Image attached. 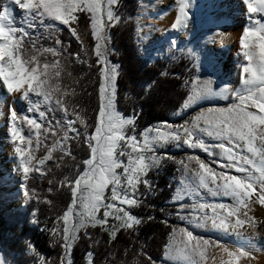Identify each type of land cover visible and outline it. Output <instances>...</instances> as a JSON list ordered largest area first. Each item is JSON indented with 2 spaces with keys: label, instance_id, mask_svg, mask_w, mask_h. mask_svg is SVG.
<instances>
[{
  "label": "snow or ice",
  "instance_id": "1",
  "mask_svg": "<svg viewBox=\"0 0 264 264\" xmlns=\"http://www.w3.org/2000/svg\"><path fill=\"white\" fill-rule=\"evenodd\" d=\"M244 3L247 6L250 22L256 24L257 27L245 28L239 39L240 54L244 60L248 61L243 69L247 74L242 78L243 88L234 94V102L228 107L208 109L206 113L197 116L191 122L190 127L187 125L175 126L177 129L182 128L187 135L184 143L188 147H199L209 157L216 156L217 153L213 149L219 148L222 160L228 161V163L217 160L211 162L215 163L218 168L226 170L220 172L195 155L190 156L189 160L195 161L199 166L198 170H190L189 165L183 161L177 162L183 166L185 173L192 172V179L198 180L200 188H208L216 195L232 198L231 205L200 203V210L211 208L213 215L209 217L205 212L202 218L192 221L197 227H205V222L210 219L211 227L225 236L230 235V229L244 228L245 225L255 221V217L249 216L253 203L264 206V21H261L259 17L254 19L252 15L264 14V0H244ZM117 4L118 0H8V3L3 6V10L0 11V88H3L9 95L20 94V100L27 101L29 104L28 110L38 113L41 122H37L35 117L25 118L29 125L38 130V136L39 130L44 127V122H47L48 125L44 131H50L53 136L57 135L56 128L67 127L63 140H56V145L66 144L71 139L81 136V132L74 127L77 121L84 125L85 129L87 125L78 112H75L74 109L72 112L69 111L62 97L55 100L56 106L53 107L52 94L61 92V85L54 77L61 76L63 65L59 60L49 63L47 60L41 62L39 59V56L49 53L52 57L65 55L66 49L63 47V41L57 38L54 46L37 47L36 40L32 38L33 33L28 29L38 30L39 27H43L47 30L59 31L57 25H63L73 37L77 38L83 50V41L72 25L79 19L76 13L91 14L89 17L91 34L93 40L96 41L93 52L96 56L100 77L99 110L94 132L88 134L85 130L83 133L85 143L90 149L89 157L82 161L85 166L84 170L78 173L74 180H68L65 177L62 182L63 186L70 189L72 196L71 204L61 217L64 222V244L62 246L66 253L70 248L69 242L76 238V225L69 227V221L70 218L74 219L78 214L81 216L86 214L88 217V220L80 221L81 225L91 222L93 226H107L109 217L121 221L107 229L113 239L119 228L130 229L134 224L140 223V220L131 215L122 205L133 206L139 203L135 195L138 183L143 182L150 188L146 179L141 181V176L146 175L151 167L158 166L160 161L154 155L146 153H152L158 142L166 143L169 140L181 139L179 131L158 132L157 135L151 137L141 134V143V140H138L135 135V117L124 118L116 111V80L119 75V66L111 64L107 58L108 38L105 35V30L113 23L120 21V17L113 11ZM16 7L24 10L22 23L26 27L15 24L14 11ZM187 7V0H181L180 15L172 25L174 30L186 27ZM37 18H39L38 23ZM45 19L56 21L57 25L45 23ZM218 35L224 38L227 33ZM27 44H31V52L26 50ZM170 46L177 47V41H170ZM76 56L79 60V53ZM89 67L92 65L89 64ZM52 70H54V77L51 74ZM63 95H68V92L64 91ZM201 95V91L198 88L195 89L194 96L199 98ZM33 96L37 99H33ZM192 98L190 97V99ZM42 106L44 110H42ZM250 108H254L256 111H250ZM55 111H61L64 115L62 120H57L56 124L52 125L47 113ZM70 115H75L76 119H69ZM17 119V113L12 109L9 134L14 152L19 158V168L27 180L30 172L40 171V169L35 165L30 167L34 159L32 155H29L31 149L20 146V143L31 145L32 141L30 137L26 140L21 134L16 125ZM200 121H203L205 127L199 128V132L206 133L207 136L220 141V143L208 145L193 131L199 127ZM129 125L132 126V135H128L126 132V127ZM166 127L172 129L174 126L166 124ZM146 131L150 132L151 130ZM70 132L75 135L69 136ZM237 142H242L243 149L251 155H244L242 151H238L241 145ZM37 143H39V139ZM127 148H131L132 153H137V155L133 156L132 153L126 152ZM59 150L65 156L71 155L70 150L63 146ZM125 155L128 156L127 164L118 158ZM26 156L27 159H25ZM48 159H51V150L49 155L39 160V165H43ZM120 168H123L122 173L117 172V169ZM228 169H233L236 173L243 175L230 174ZM209 184L213 187L209 188ZM109 186H111V201H118V203H105L107 198L104 194ZM23 194L27 202L30 195L26 186ZM254 196L257 197L256 200H253ZM77 206L82 207L84 212L76 213L74 209ZM101 207L105 209L103 219H97L96 213ZM183 207V204L179 205V208ZM217 209L223 210L224 214L220 215ZM241 209H245V211L241 212ZM179 232L182 233L183 239L174 241L175 247H170L165 259L180 260L183 264H202L206 259L205 253L209 247L224 245L223 239L210 240L197 237L187 228H180ZM175 234L174 229L173 236ZM235 248L240 257L249 255L243 245L236 244ZM223 250L230 258L228 264H238L236 253L227 247H223ZM0 264H3L2 260H0ZM89 264H93V262L89 261Z\"/></svg>",
  "mask_w": 264,
  "mask_h": 264
},
{
  "label": "trees",
  "instance_id": "2",
  "mask_svg": "<svg viewBox=\"0 0 264 264\" xmlns=\"http://www.w3.org/2000/svg\"><path fill=\"white\" fill-rule=\"evenodd\" d=\"M118 5L119 8L127 7L130 16L135 13V0H119ZM76 15L79 19L72 27L76 28L83 41V50L77 38L67 30L37 33L32 38L36 40L37 47L54 46L57 38L63 41L65 55L52 57L49 53L39 56V59L41 62L59 60L62 63L63 71L59 78L54 77V70L51 73L61 85V92L52 94L53 107L56 106L55 100L62 97L70 112L74 109L84 118L87 128L79 121L75 123L74 127L81 136L66 143L71 155L65 156L55 142L63 137L66 126L56 128L57 135L53 136L50 131H44L48 127L44 122L38 136V130L25 119L30 117H23L33 131L29 155L34 159L30 167L35 165L40 171L30 172L25 180L23 190L25 186L28 188L30 199L27 202L25 199L21 208L11 207L17 196L7 194L6 179L0 178V248L9 264H62V260L63 264H89V254L93 264H153V261L160 264L173 230L179 228L176 211L167 204L172 194L168 178L176 181L182 176L181 168L172 164L164 166L162 173L152 176L154 193H141L139 203L132 208L131 214L140 218L139 224L130 229L119 228L113 239L107 229L121 221L109 218L107 226H93L91 222L81 225L80 221L88 220V217L78 214L69 221V227L76 225V238L69 242L67 253L62 246L64 222L61 217L72 201L70 189L62 182L65 177L74 180L84 170L82 161L89 157L90 149L83 133L85 130L88 134L94 132L99 110L100 77L93 52L96 41L91 34V20L86 12ZM107 34L109 58L119 66L116 110L124 116H135L136 135L149 125L168 122L188 99V85L193 79L192 63L183 56L173 61H144L138 54L132 20L122 18L118 24L107 28ZM31 49V44H27L26 50L31 52ZM64 91L68 95H63ZM63 115L61 111L47 113L52 125L62 120ZM69 119L75 120L76 117L70 115ZM37 122H41L39 118ZM131 129L128 132H132ZM50 150L51 159L39 165V160L49 155ZM74 211L83 213L84 209L77 206ZM96 217L103 219L101 210ZM39 227L43 228L40 230Z\"/></svg>",
  "mask_w": 264,
  "mask_h": 264
},
{
  "label": "rangeland",
  "instance_id": "3",
  "mask_svg": "<svg viewBox=\"0 0 264 264\" xmlns=\"http://www.w3.org/2000/svg\"><path fill=\"white\" fill-rule=\"evenodd\" d=\"M220 1H222V3L228 2V6L230 7L237 6V8L243 9V11H241L242 16L237 18L238 22H242L243 26H245L243 27L244 29L257 27L256 24L250 22L249 20L247 7L244 8L243 6L244 0ZM135 3L136 10L132 16H130L127 7L119 8L118 4L114 6L113 11L115 15L120 17V21L122 18H126L127 20H132L134 22V38L135 43L137 44L138 54L141 56V58L144 61L151 63L157 59L173 61V59L183 56L192 63L193 67V79L188 85L189 96L187 101L170 118L168 122L149 125L143 129L140 134H135L137 139L141 140L142 143L141 134L151 137L157 135L158 132H180V140H169V142L166 143L158 142L155 145L152 153H146L147 155H154L155 158L160 161V163L158 166L151 167L147 171L146 175L141 176V181L146 179L149 182L150 188L143 182H140L136 185L135 195L136 198L139 199L141 193L153 194L154 181L152 176L162 173V168L164 166L172 164L181 168L182 176L179 180L174 181L172 178H168L169 182L172 184V194L169 201L167 202V204L176 211L175 219L176 224L179 225V228L175 231V236L172 234L171 239L166 245L163 256L160 259V264H183V262L180 260L165 259L166 253L169 252L170 247H175L174 241H181L183 239V235L179 232V229L187 228L188 230L192 231L194 236L208 238L210 240L223 239L222 235L224 234L217 232L211 227L210 219L205 222V227H197L194 223H192V221L197 218H202L205 212H207L209 217L213 215L211 208L200 210V203H206L209 205L214 203H225L229 205L231 197L216 195L208 188H200L198 186V180L192 179V172L188 171L185 173L183 166L177 163L178 161H183L189 165L190 170H198L199 166L195 163V161L189 160L190 156L195 155L204 162L209 163L210 167H212L214 170L220 172L226 170L218 168L215 163L211 162L213 160H217L221 161L222 163H228V161L222 160L220 156L221 150L219 148L213 149V151L217 153L216 156L209 157L207 153L201 150L199 147H188V145L184 143V140L187 139V135L183 132L182 128L177 129L175 126L187 125L190 127L191 122L197 116L201 115L202 113H206L208 109L226 108L231 105L234 102V94L243 88L242 78L247 76L243 69L244 66L248 64V61L244 60L243 56L240 54L241 50L239 47V39L241 35L235 36L231 43H223L222 46L220 39L221 36L218 34L222 33L226 28L222 26H215L211 19H209L217 12L211 9L213 7V3H211V6L209 7L205 5L206 3L204 0H187L188 7L186 8V12L188 17L186 21V27L180 28L178 30H174L172 25L177 20L181 0H135ZM87 14L90 17L91 14ZM252 15L254 19L259 17L261 21H264V14L257 13ZM23 16L24 10L21 11L16 9L14 11V20L17 26L26 27V25L22 23ZM38 19L39 18H37V23ZM45 23L57 25L56 21H48L47 19H45ZM118 23H113L112 26ZM57 27L60 29L59 31L47 30L43 27H39L38 30H33L31 28L28 30L33 34L47 32L59 33L63 30L68 31V29L63 25H57ZM107 28L105 30V35L108 38ZM172 40L177 41V47L170 46V41ZM219 42H221V44ZM108 43L107 58L111 64H114L109 58ZM197 88L202 93L199 98L194 96V91ZM5 95L8 96L6 98L9 100H6L5 97H0V105H2L1 108H3H0V178L6 179L8 185L7 194L17 196V200L12 204L11 207L21 208L26 199L23 194L25 178L19 168V158L14 152V146L11 142V137L9 134L12 104L14 101H18V105L14 109L18 117L16 125L26 140L29 137L32 138L33 131L30 129L26 121H24L23 117L29 116L30 118L36 117V119H38L39 116L38 113L30 112L28 110L29 104L27 101L20 100V94L17 93L9 95L5 92ZM190 97L193 98L190 99ZM33 99H37V97L33 96ZM249 110L253 112L256 111L254 108H250ZM121 116L124 118L135 117L134 115L124 116L122 114ZM166 124H171L174 127L169 129L166 127ZM203 127H205V125L203 121H200L199 127L193 131L196 132L208 145L220 143V141L207 136L206 133L199 132V128ZM130 128H132L131 125L126 127V132L128 135H132V132H128ZM146 130L151 131L149 132ZM73 134L74 133L70 132L69 136ZM60 140L62 141L63 137ZM237 143H240L241 145L238 151H242L244 155H251L250 153H247L245 149H243L242 142ZM225 144H227V141H225ZM65 145L66 144L57 146L59 148L61 146L66 148ZM20 146L22 148L30 147V145L27 143H20ZM125 151L132 153L131 148H127ZM132 155L135 156L137 153H132ZM118 158L127 164V155L120 156ZM25 159H27V156ZM227 171L233 175H243L242 173H236L233 169H228ZM117 172L122 173L123 168L117 169ZM211 187L213 186L209 184V188ZM129 192H131V189H129ZM104 195L107 198L105 203H118V201L114 202L110 199L111 186L105 190ZM180 204L184 205L182 209L179 208ZM134 206L135 205H122V207L126 208L130 214ZM99 210H101L103 213L105 209L101 207ZM217 212L220 213V215H223V210L217 209ZM138 219L140 220V218ZM135 225L137 224H134L133 226ZM42 228L43 227H39L40 230ZM220 234L221 236H219ZM225 243L226 242L224 241V244ZM221 247H209L205 253V260L209 259ZM0 260L3 261V264H9V261L1 248ZM89 261L90 256H87V262L89 263Z\"/></svg>",
  "mask_w": 264,
  "mask_h": 264
},
{
  "label": "bare ground",
  "instance_id": "4",
  "mask_svg": "<svg viewBox=\"0 0 264 264\" xmlns=\"http://www.w3.org/2000/svg\"><path fill=\"white\" fill-rule=\"evenodd\" d=\"M204 1L206 3L205 5L209 7L211 6V3H213V7L211 9L217 11L212 17L209 18L211 19L212 23L215 26H222L226 28L222 33H227V36L224 38L220 37L222 44L231 43L235 36L243 34V27L245 26H243L242 22L239 23L237 18L239 16H242L241 11H243V9H239L237 8V6L230 7L228 6V2L222 3V1L220 0H213V2L212 0ZM7 3L8 0H0V11L3 10V6ZM243 6L244 8L247 7L244 1ZM16 9H19L21 11L23 10L19 7H16L15 10ZM179 15L180 13H178V16ZM221 42L219 43L221 44ZM0 97H5L6 100H9L8 98H6L8 96L5 95V90L3 88H0ZM17 105L18 101H14L11 110L15 109ZM1 107L2 105H0V108ZM256 199L257 197L254 196L253 200ZM232 203V198H230L229 205H231ZM251 208L252 210L249 212V216L255 217V221L245 225L244 228H239L236 230L230 229V235H222L226 243L202 264H228V260L230 258L223 250V247H227L230 251L236 253V244L243 245L249 253V255H246L244 257H240L239 254L236 253L238 264H264V206H260L258 203H253L251 205ZM243 211H245V209H241V212ZM221 234L219 236H221Z\"/></svg>",
  "mask_w": 264,
  "mask_h": 264
}]
</instances>
